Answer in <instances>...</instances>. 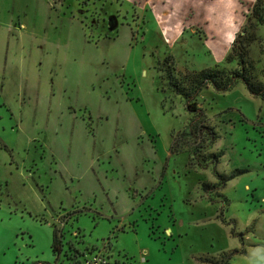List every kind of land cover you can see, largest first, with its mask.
I'll use <instances>...</instances> for the list:
<instances>
[{"label":"rangeland","instance_id":"obj_1","mask_svg":"<svg viewBox=\"0 0 264 264\" xmlns=\"http://www.w3.org/2000/svg\"><path fill=\"white\" fill-rule=\"evenodd\" d=\"M54 2L0 0V264L63 263L54 222L87 264H264V98H197L230 176L208 192L212 168L171 151L193 115L157 70L225 64L255 0Z\"/></svg>","mask_w":264,"mask_h":264},{"label":"trees","instance_id":"obj_2","mask_svg":"<svg viewBox=\"0 0 264 264\" xmlns=\"http://www.w3.org/2000/svg\"><path fill=\"white\" fill-rule=\"evenodd\" d=\"M54 1V3L60 2L61 4L64 2V0ZM52 8H55L53 4ZM81 24L83 25V23ZM261 28H264V0H255L250 12L246 15L245 24L234 36L230 52L225 57V64L221 65L216 63L202 69L186 70L179 73L175 66L174 56L167 54L157 67L160 74L159 78L162 82L160 86L161 91L165 92L167 89L183 98L185 110L193 115L184 129L174 135L171 151L178 153L187 148L191 166L203 168L210 166L212 168L218 182L212 184L203 183V189L205 191L210 192L213 189L221 190L225 187L230 176L217 170V166L224 153L223 151H210V148L220 139L221 135L216 125L208 123L205 117L206 112L199 105L197 98L204 90L209 88L213 89L216 93L227 92L237 82H242L252 96L264 98V80L260 77L262 76L264 78V65H259L258 67V60H254L251 57L252 47L259 42L263 43V47L260 48V54H264V42H261ZM100 31L103 32L102 30ZM107 35L103 34L104 37H108ZM227 64H233L234 67H228ZM29 215L38 221L43 218V216L39 217L31 212H29ZM52 226L53 231L50 249L55 259L59 257L60 263L63 261L61 264H87L93 258L95 259L96 256L84 255L83 253L79 254L80 245L76 241L77 238L81 237L79 231L77 235H74L73 244H65L63 234L59 231L55 222L52 223ZM236 253L238 251L225 252L221 255V258L212 261V263L230 264V260ZM104 258L106 256L98 262L96 260V264H113L108 258ZM39 263L51 264L47 261Z\"/></svg>","mask_w":264,"mask_h":264}]
</instances>
